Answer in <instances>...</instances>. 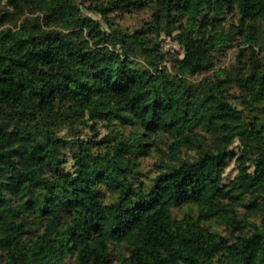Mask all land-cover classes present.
<instances>
[{
    "label": "trees",
    "instance_id": "16d2710c",
    "mask_svg": "<svg viewBox=\"0 0 264 264\" xmlns=\"http://www.w3.org/2000/svg\"><path fill=\"white\" fill-rule=\"evenodd\" d=\"M0 264H264V0H0Z\"/></svg>",
    "mask_w": 264,
    "mask_h": 264
},
{
    "label": "rangeland",
    "instance_id": "374dc122",
    "mask_svg": "<svg viewBox=\"0 0 264 264\" xmlns=\"http://www.w3.org/2000/svg\"><path fill=\"white\" fill-rule=\"evenodd\" d=\"M145 17H146V15L142 12L136 13L132 16L127 15V17L122 21V23L125 26L134 27V26L139 25L142 21V18H145ZM166 49H171L172 51H176V52L180 51L178 46L172 42H168L166 44ZM236 52H237V48L229 51L226 56L220 57L219 62H218V67L216 69L229 65L234 60ZM18 161H19L20 167L25 172H33L35 175H38V176H41L45 173L46 169L44 166L39 165V164H35L30 159H27V158L18 159ZM158 161H159V156L157 154H155V152L150 157L144 159L143 164H142L143 172L148 174V175L153 174L154 170H155V164ZM236 168H237V161L231 162L230 167L227 170V177L228 178H233L236 175ZM189 210L190 209L188 207L184 208V209H176L175 213L180 218L185 211H189ZM192 212L195 214L196 208L193 207ZM212 226L218 227V225L216 223H213ZM9 234H11V232H9Z\"/></svg>",
    "mask_w": 264,
    "mask_h": 264
}]
</instances>
